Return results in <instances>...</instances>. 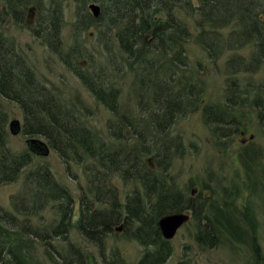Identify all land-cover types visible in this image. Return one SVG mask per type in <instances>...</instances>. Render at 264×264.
Segmentation results:
<instances>
[{
  "label": "trees",
  "instance_id": "trees-1",
  "mask_svg": "<svg viewBox=\"0 0 264 264\" xmlns=\"http://www.w3.org/2000/svg\"><path fill=\"white\" fill-rule=\"evenodd\" d=\"M93 1L99 5L97 16L84 7L78 9L72 30L80 36L92 27L98 56L86 54L81 44L65 50L61 47L62 13L57 3L0 0V10L22 26L27 23L26 12H35L33 21L37 31L49 36V48L61 55L64 65L108 110L104 134L89 123L90 109L80 99L65 98L52 85L47 86L25 60L14 37L1 29L0 95L20 108V132L26 139L43 138L67 170L71 163L84 162L85 184L78 192V232L98 244L104 234L120 224L122 232L141 245L136 264H162L171 245L160 234L158 217L192 205L197 197L166 181L171 158L182 147L180 135L171 132V124L182 111L196 106L203 89L195 73L187 69L185 43L193 38L212 61L225 50L252 46L247 59L233 53L225 60L228 101L204 104L202 110L215 133L214 142L219 137L230 138L238 126L234 112H241L247 104L244 99L259 109L264 106V78L259 84H250L241 75L264 67V0ZM223 30H227L225 34ZM82 57L84 63L79 61ZM125 72H129L135 88L136 113L120 100V88L114 80L115 75ZM4 124L5 113L0 109V184L14 180L30 161L31 152H37L36 143L28 141L27 149L9 151ZM228 127L232 131H227ZM245 153L250 154L248 161L255 160L254 151ZM113 179L128 188L119 192ZM21 189L14 205L23 216L22 225L0 208V225H9L15 233L11 242L6 232L0 234V264H4V257L9 264H33L23 260L13 244L22 245L31 235L39 237L49 252L55 251L64 264H84L76 245L66 242L71 255L65 259L48 240L58 234L66 238L72 211L70 194L48 167L37 165L26 171ZM50 202L59 217L48 228L35 229L29 218ZM208 234L213 236L212 231ZM114 258L105 264H124L120 257ZM260 260L264 263V255Z\"/></svg>",
  "mask_w": 264,
  "mask_h": 264
},
{
  "label": "rangeland",
  "instance_id": "rangeland-1",
  "mask_svg": "<svg viewBox=\"0 0 264 264\" xmlns=\"http://www.w3.org/2000/svg\"><path fill=\"white\" fill-rule=\"evenodd\" d=\"M89 1L93 0H85L83 3L82 0H44L46 4L51 2L61 6L62 21L59 27L61 47L65 50L72 44H81L86 54L94 52L95 56H98L99 47L95 41L93 28L84 29L80 36L77 31L72 30V22L78 9L84 7L90 13ZM45 12L46 7H43L42 13ZM34 13L26 12L27 23L26 26H22L15 25L11 17L7 14L2 15L0 10L2 16L0 29L14 37L16 46L25 60L47 86L52 85L51 87L65 98L80 99L90 109L87 112V119L91 126L103 135L106 120L110 115L108 110L89 94L78 77L64 65L61 55L49 48L47 42L49 36L37 31L38 26L33 21ZM223 31L225 34L227 30ZM251 52L252 46L246 44L235 51L225 50L212 61L193 38L185 43L187 69L195 73L203 89L196 106L192 110L182 111L171 124V132L180 135L182 147L171 158L166 181L175 184L184 194L192 191L197 193L195 194L197 197L192 201L194 203L196 200L197 215H190L188 208L180 210L188 213V219L168 239L171 252L162 264H183L186 261L188 264H264L260 260L264 255V106L259 109L244 99L247 104L241 107V112L238 110L234 112L233 118L238 123L236 130L232 132L230 138L219 137L216 142L215 133L202 115L204 104L228 101L225 95L230 83H227L229 73L225 60L233 53L247 59ZM79 61L84 63L83 57ZM241 75L248 79V83L259 84L264 78V67L261 65L253 72ZM241 75L239 74L240 77ZM114 80L120 88V100L131 113H136L135 88L129 72L122 76L115 75ZM0 109L5 113V137L9 151L27 149L26 136L20 132L22 122L20 108L13 101L0 95ZM11 119H16L19 126L15 133L8 128ZM239 129L244 131L242 135L238 133ZM229 130L232 131L228 127L227 131ZM251 135L253 136L249 138ZM242 137L246 141L242 142ZM249 150L256 154L253 161L247 160L250 154H242ZM83 163H71L70 169L67 170L51 148L46 153L31 152L30 161L17 177L0 184V208L13 214L17 223L22 225L23 216L14 205L22 191V176L37 165H46L54 179L72 198L70 226L66 238L59 234L48 238L59 253L65 259L69 258L71 251L66 247V242L69 241L81 252L84 264H105L111 257H115V260L116 257H120L124 264H136L141 253V245L128 233L122 232L119 225L104 234L98 244L87 240L78 232L76 228L79 213L78 192L79 187L85 184L86 168ZM112 181L119 192L128 188L122 187L118 180ZM53 205V202L45 205L35 216H31L28 222H31L35 229L48 228L59 217ZM210 231L213 236H209ZM4 232L9 235L11 242L13 236L15 237L14 228H9L7 224L0 225V234ZM211 238L215 240L213 243H209ZM13 244L18 247V253L27 262L64 264L61 257L51 249L49 252L37 236H29V241L23 242L22 245L14 242ZM3 259L4 264H9L7 257Z\"/></svg>",
  "mask_w": 264,
  "mask_h": 264
},
{
  "label": "water",
  "instance_id": "water-1",
  "mask_svg": "<svg viewBox=\"0 0 264 264\" xmlns=\"http://www.w3.org/2000/svg\"><path fill=\"white\" fill-rule=\"evenodd\" d=\"M88 8L90 13L93 16H97L99 12V5L95 1L88 2ZM8 128L12 133H15L19 130V126L16 119H11L8 122ZM28 142H35L37 152L46 153L48 151V147L42 139L37 138H28L26 139ZM188 219V213L185 211H173L162 214L157 219V226L159 228L160 234L163 238L169 239L173 236L176 229L186 220ZM121 227L120 224H118Z\"/></svg>",
  "mask_w": 264,
  "mask_h": 264
},
{
  "label": "flooded vegetation",
  "instance_id": "flooded-vegetation-1",
  "mask_svg": "<svg viewBox=\"0 0 264 264\" xmlns=\"http://www.w3.org/2000/svg\"><path fill=\"white\" fill-rule=\"evenodd\" d=\"M238 133L242 135V134L244 133V131H243L242 129H239V130H238ZM251 134H252V133H251ZM252 136H253V135L248 136V137L250 138V137H252ZM242 140H243V141H242ZM241 141L244 142V141H246V139H244V137H242V138H241ZM219 150H220V149H219ZM191 194H192V195H195V194L197 195V193H193V191H192ZM195 201H196V200H195ZM195 201H194V203H193L192 205L185 207L186 209L188 208L187 210L189 211L190 215H194V214L197 215V213H195V211H196V210H195V208H196V206H195V204H196ZM183 209H184V208H183ZM178 211H180V210H178Z\"/></svg>",
  "mask_w": 264,
  "mask_h": 264
}]
</instances>
